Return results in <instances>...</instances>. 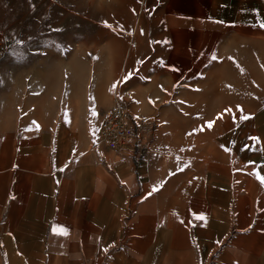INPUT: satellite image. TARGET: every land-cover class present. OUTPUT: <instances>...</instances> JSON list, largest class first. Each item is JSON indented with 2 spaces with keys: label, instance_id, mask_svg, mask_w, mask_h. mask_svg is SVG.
<instances>
[{
  "label": "rangeland",
  "instance_id": "374dc122",
  "mask_svg": "<svg viewBox=\"0 0 264 264\" xmlns=\"http://www.w3.org/2000/svg\"><path fill=\"white\" fill-rule=\"evenodd\" d=\"M205 2L0 0V264L49 263L43 243L16 242L6 219L18 174L48 164L64 179L88 170L102 184L132 181L126 216L140 225L133 241L149 239L144 252L176 236L183 259L210 218L203 192L231 200L211 263L236 264L237 200H264V29L208 26ZM113 110L133 128L118 148L104 142ZM180 204L190 215L176 228ZM56 221L46 241L59 255L65 234L54 230L67 233L71 220ZM162 258L176 264V245L147 264Z\"/></svg>",
  "mask_w": 264,
  "mask_h": 264
},
{
  "label": "crops",
  "instance_id": "0c3cea01",
  "mask_svg": "<svg viewBox=\"0 0 264 264\" xmlns=\"http://www.w3.org/2000/svg\"><path fill=\"white\" fill-rule=\"evenodd\" d=\"M205 6L208 26L247 28L257 32L264 29V26H261L264 24V0H206ZM44 141L45 137L42 144L45 148ZM51 168L52 166L48 164L43 169L40 168L39 172L24 170L18 174V179L13 184L14 196L6 217L8 222L13 221L8 230L13 231L16 242L22 243L35 238L37 245L43 243L44 254L51 253L44 256L49 261L48 264H101L108 255L110 260L106 261L107 264H147L148 260L159 258L165 249H171L175 245L176 264H182V261L189 264H212L214 251L212 243L215 237L224 240L225 227L223 229L222 227L230 220L231 200H212L206 196V190L203 192L207 198L204 202L208 206L207 215L210 218L202 227L194 228L191 234L194 242L192 245L189 244L188 251L182 254L184 257L182 259L179 251L181 246L178 247L176 236L170 243L163 237L159 238L148 246L146 252L143 250L148 244V238L133 241L132 227L135 229L140 225L134 223L136 220L133 214L129 219L126 216L133 210L132 181L125 182L122 186L114 176L113 179H108L102 184L88 170L83 171L82 180L75 175L64 179L59 172L52 171ZM118 171L122 172L119 169ZM86 173H88L87 181ZM91 177L92 180H89ZM174 197L172 200H176V196ZM237 201L236 264H264V200H252L251 207L246 206L245 200ZM187 203L192 204L188 200ZM179 207L180 210H176V219L180 224L176 222V228L180 227L181 222L186 221L182 219L190 215L189 208L185 209L182 204ZM76 212L80 213L78 224L82 228L80 233L75 232L76 234L73 235L72 214ZM140 214H142L141 210ZM54 216L59 223H62L63 216L71 220L60 249L55 250L60 253L59 255L52 254L55 248L53 242L51 244L46 241L49 223L53 221ZM246 216L249 221L247 225ZM213 220L216 225L219 224L215 226L217 234L214 233ZM120 242L126 243L122 249L108 253L107 248L121 244ZM41 251L42 249L39 248L37 253ZM229 251L228 249L224 252ZM25 253L29 254V251ZM165 256V259L168 258L167 255ZM165 259L162 258L160 264H164ZM224 259L223 254L219 256L220 263L224 262Z\"/></svg>",
  "mask_w": 264,
  "mask_h": 264
},
{
  "label": "built area",
  "instance_id": "2783aa9c",
  "mask_svg": "<svg viewBox=\"0 0 264 264\" xmlns=\"http://www.w3.org/2000/svg\"><path fill=\"white\" fill-rule=\"evenodd\" d=\"M133 128L124 112L120 110L107 111L104 126V142L112 148L122 147L127 143Z\"/></svg>",
  "mask_w": 264,
  "mask_h": 264
},
{
  "label": "snow or ice",
  "instance_id": "6c2138e0",
  "mask_svg": "<svg viewBox=\"0 0 264 264\" xmlns=\"http://www.w3.org/2000/svg\"><path fill=\"white\" fill-rule=\"evenodd\" d=\"M261 26H264V24H262ZM211 126V122H209V127ZM260 179H261V182L262 183H264V177H260ZM199 219H205V217H203L202 215L201 216H199L198 217ZM54 231H56L57 232V234H67L66 233V230H64V229H60V228H58V229H55Z\"/></svg>",
  "mask_w": 264,
  "mask_h": 264
}]
</instances>
